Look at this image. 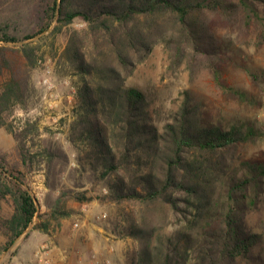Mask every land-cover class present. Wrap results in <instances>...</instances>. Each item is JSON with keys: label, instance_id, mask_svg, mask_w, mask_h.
<instances>
[{"label": "trees", "instance_id": "obj_1", "mask_svg": "<svg viewBox=\"0 0 264 264\" xmlns=\"http://www.w3.org/2000/svg\"><path fill=\"white\" fill-rule=\"evenodd\" d=\"M238 1L256 17L254 1L264 3ZM235 5L230 0H53L43 10L38 32L21 37L0 29V42L23 43L48 31L54 22L53 34L78 18L86 23L85 29L70 32L59 59L78 78L67 139L80 169L107 189L103 199L124 205L118 217L126 224V235L139 244L136 264L256 261L261 235L246 234L243 220L257 205L264 164L242 161L235 167L229 159V151L253 139L255 131L248 128L244 133L243 125L228 130L201 126L198 107L185 92L160 132L151 122L146 95L126 87L124 76L134 63L133 55L149 48L151 38H160L175 59L187 43L199 49L196 14ZM21 48L34 65V48L30 44ZM214 77L219 81V73ZM14 84L11 80L0 95V128L12 134L24 164L44 162L49 171L56 152L31 154L26 142L36 126L16 129L2 118L17 99ZM230 91L246 100L242 92ZM6 197L12 199L14 212L0 220V230L10 247L33 225L39 207L21 180L0 164V201ZM64 197L79 203L91 200L84 193L63 192L52 209L53 219L69 215L62 209ZM172 225L177 227L166 234ZM40 230L47 232V225Z\"/></svg>", "mask_w": 264, "mask_h": 264}, {"label": "rangeland", "instance_id": "obj_2", "mask_svg": "<svg viewBox=\"0 0 264 264\" xmlns=\"http://www.w3.org/2000/svg\"><path fill=\"white\" fill-rule=\"evenodd\" d=\"M230 1L237 5L196 14L199 49L185 43L179 59L160 38H151L149 48L133 55L134 63L124 73L125 85L146 95L151 122L160 132L184 100L185 92L198 107L201 126L228 130L233 125H243L244 133L251 128L254 138L232 148L229 159L235 167L242 161L263 165L264 3L254 1L256 17L249 15L238 0ZM52 2L0 0V29L21 37L38 32L43 10ZM56 25L54 22L48 31L23 43L0 42V95L11 80L18 89L16 101L2 114L4 122L16 129L35 125L36 130L26 140L31 154L48 149L58 155L49 171L44 162L24 164L14 137L6 127L0 128V164L21 180L39 207L33 225L14 245L6 247L7 238L0 230V264H39V251L47 252L43 255L45 264H136L139 244L126 235V224L118 217L124 205L103 199L107 189L80 169L77 154L67 139L78 78L59 59L70 32L85 29L86 23L78 18L53 34ZM22 44H30L36 51L34 65L24 58ZM216 72L219 81L215 80ZM231 89L242 92L246 100L241 101ZM262 181L257 205L243 220L246 234L261 235L253 264H264V178ZM69 190L84 193L91 200L79 203L64 197L62 209L69 215L53 219L57 199ZM13 212L12 199H2L0 220ZM77 223L79 227L75 228ZM45 224L46 236L35 234ZM176 227H168L165 233L171 234ZM238 264L245 263L240 260Z\"/></svg>", "mask_w": 264, "mask_h": 264}, {"label": "built area", "instance_id": "obj_3", "mask_svg": "<svg viewBox=\"0 0 264 264\" xmlns=\"http://www.w3.org/2000/svg\"><path fill=\"white\" fill-rule=\"evenodd\" d=\"M77 227H79V224L77 223V224H75V228H77ZM45 251V250H44ZM47 252H43V251H39L38 252V254H37V257L39 258L38 260H39V264H45V263H47V261L46 260H44V258H43V255L44 254H46ZM15 264H23L22 262H16Z\"/></svg>", "mask_w": 264, "mask_h": 264}, {"label": "crops", "instance_id": "obj_4", "mask_svg": "<svg viewBox=\"0 0 264 264\" xmlns=\"http://www.w3.org/2000/svg\"><path fill=\"white\" fill-rule=\"evenodd\" d=\"M37 233H38V234H42V235H44V236H46V234H47L46 232H43V231L40 230V229L37 230V232H35V234H37ZM33 237H35V236H33ZM43 241H44V239L40 242V244H42ZM38 243H39V242H38Z\"/></svg>", "mask_w": 264, "mask_h": 264}]
</instances>
